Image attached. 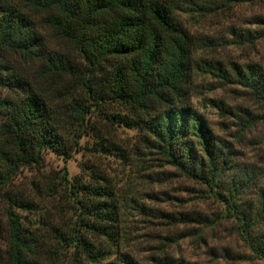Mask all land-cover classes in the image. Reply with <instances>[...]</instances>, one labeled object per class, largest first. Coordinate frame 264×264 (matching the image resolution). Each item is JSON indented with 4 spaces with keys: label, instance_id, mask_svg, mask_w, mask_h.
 <instances>
[{
    "label": "trees",
    "instance_id": "16d2710c",
    "mask_svg": "<svg viewBox=\"0 0 264 264\" xmlns=\"http://www.w3.org/2000/svg\"><path fill=\"white\" fill-rule=\"evenodd\" d=\"M174 7L167 0H0V87L17 95L0 97V197L9 207L5 264H40L36 238L11 210V205H30L8 190L12 177L22 167L38 165L46 151L68 155L70 138L84 133L91 107L109 102L123 106L133 117L103 113L105 120L136 126L149 153L181 176L215 189L226 214L237 222L242 240L264 261V231L255 227L264 215V173L258 207L252 208L240 194L253 173L245 171L244 179L238 175L227 143L216 138L203 117L184 102L189 75L196 69L222 85L241 87L264 106V69L256 62L225 66L219 60L194 59V41L176 19ZM255 20L262 29L254 39L264 36V17ZM46 29L68 43L83 63L47 47L40 33ZM12 54L38 65L31 76L35 79L11 63ZM55 77L73 80V85L60 91ZM46 93H54L52 99ZM216 105L224 109L222 102ZM244 122L241 128L247 129L250 121ZM262 138L264 142V129ZM94 145L96 151H112V141L100 135ZM60 180L67 182L65 176ZM67 184L74 196H80V223L68 239L61 233V241L78 249L91 264H139L117 249L109 260V252L95 248L81 234L95 233L112 245L118 243L119 213L111 189L75 179ZM198 217L179 213L176 219L183 223ZM162 255L153 258L156 264H184Z\"/></svg>",
    "mask_w": 264,
    "mask_h": 264
},
{
    "label": "rangeland",
    "instance_id": "374dc122",
    "mask_svg": "<svg viewBox=\"0 0 264 264\" xmlns=\"http://www.w3.org/2000/svg\"><path fill=\"white\" fill-rule=\"evenodd\" d=\"M167 1L174 3L176 19L194 41V59L219 60L225 66L256 62L264 69V36L252 37L262 29L255 19L264 17V0ZM246 31H250L248 38L244 37ZM40 33L47 47L83 63L72 47L51 31ZM8 58L25 76L35 79L31 76L36 74V63L26 62L20 55ZM54 80L60 91L73 85V80ZM188 82L184 102L203 117L216 138L227 143L238 175L244 179L245 171L253 173V180L240 195L252 208L258 207L264 173V106L251 100L241 87L222 85L196 69ZM5 95L17 96L0 87V97ZM53 95L46 93L48 99ZM218 101L223 103V110L217 108ZM103 113L132 116L117 103L92 106L84 133L70 138L68 155L46 151L38 165L20 168L9 183L8 190L30 204L25 208L11 205V210L36 238L40 264H91L78 249L60 239L61 233L68 239L80 223V196H74L67 184L74 179L82 184L108 186L112 191L119 213L115 236L118 243L112 245L95 233H81L95 248L109 252V260L117 249L139 264H156L153 258L162 254L182 259L184 264H264L242 240L237 222L226 214L215 189L178 174L143 147L142 131L136 126L109 123ZM244 120L250 121L247 129L241 128ZM97 135L112 141V151L94 149ZM62 176L67 182L60 180ZM234 185L237 187V183ZM7 209L8 203L0 197V264H5ZM179 213L199 217L182 223L176 219ZM255 227L264 231V215Z\"/></svg>",
    "mask_w": 264,
    "mask_h": 264
}]
</instances>
